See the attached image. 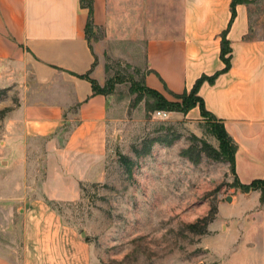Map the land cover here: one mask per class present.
I'll list each match as a JSON object with an SVG mask.
<instances>
[{"label": "crops", "instance_id": "obj_1", "mask_svg": "<svg viewBox=\"0 0 264 264\" xmlns=\"http://www.w3.org/2000/svg\"><path fill=\"white\" fill-rule=\"evenodd\" d=\"M88 1L94 26L106 33L102 44L144 43L143 82L167 99L224 67L220 34L230 20V0ZM255 5H236L226 34L230 67L198 89L206 110L236 143L234 171L242 184L264 177V18L261 32L244 38L252 31ZM87 18L88 8L79 0H0V89L21 90L19 103L2 118L3 145L22 165L29 139L46 138L45 176L22 207L19 264H91L90 244L49 204L76 200L80 183L104 178L109 98L92 92L91 81L100 84L104 76L95 64L98 47L85 34ZM75 106L77 120L58 145L54 134ZM188 112L200 116L198 107ZM228 196L210 225L219 224L224 234L235 228L237 242L232 250H218L220 256L210 247L214 262L264 264L260 191L234 188ZM222 204L237 206L240 213L220 217ZM0 264L14 263L0 251Z\"/></svg>", "mask_w": 264, "mask_h": 264}, {"label": "rangeland", "instance_id": "obj_2", "mask_svg": "<svg viewBox=\"0 0 264 264\" xmlns=\"http://www.w3.org/2000/svg\"><path fill=\"white\" fill-rule=\"evenodd\" d=\"M253 12L255 36L263 25V0L256 1ZM105 35L104 28L89 30V40L98 47L95 64L104 76L95 83L109 98L104 178L80 183L76 200L49 204L90 244L91 264H216L210 247L220 256L218 250H232L237 242L235 228L224 234L219 224L210 225L219 203L238 188L231 165L205 153L196 161L187 158L185 149L198 145L196 150L201 141L219 149L207 120L167 110L165 117L156 116L158 109L147 107L143 92L144 43L102 44ZM20 91L0 89V251L14 264L22 257V207L35 196L46 173V138L29 139L22 165L12 161L3 145L2 118L19 103ZM76 115L75 106L54 134L58 145ZM151 138L157 140L150 144ZM240 210L222 204L219 215H237ZM213 229L217 235H212Z\"/></svg>", "mask_w": 264, "mask_h": 264}, {"label": "trees", "instance_id": "obj_3", "mask_svg": "<svg viewBox=\"0 0 264 264\" xmlns=\"http://www.w3.org/2000/svg\"><path fill=\"white\" fill-rule=\"evenodd\" d=\"M80 4L83 7L88 8V18L85 24V34L86 37L89 39V30L92 28H97L94 26L92 21V6L91 2L88 0H79ZM257 0H230V20L226 29H224L220 34V59L224 63V67L220 70L212 74L211 76L201 75L193 84L192 88L189 91H184L182 93L176 94L170 92V94L175 98L179 99L180 101H174L167 99L164 95L160 92L147 87L144 84L143 92H146V97L148 98L147 107L152 109L158 110H167V111H176L186 114L190 109L194 107H198L199 113L202 118L207 120L209 130L215 136V138L219 142V149L212 148L209 146L205 141H201V145L195 150L193 147H197L198 145H194L193 147L190 145L187 149H185L184 154H186L187 158L191 161H196L200 158L201 153H205L207 156L214 160L219 161H228L231 165V169L235 176L234 171V153L236 151V143L227 133L224 128L223 123L220 119L216 118L211 112L206 110L204 106L203 99L198 95V89L202 82L207 81L208 83L212 84L214 79L217 77L218 74L224 72L229 69L230 67V60H231V47L229 44L228 39L226 38L227 30L230 27L234 17H235V7L239 3L248 4ZM251 29L248 34L244 36L245 39L251 38ZM91 88L93 93H103L101 88L95 83V81H91ZM217 123H220L218 125ZM155 138H151L150 144H152ZM149 149V147H148ZM147 149V150H148ZM190 151V152H188ZM235 181L238 189L241 191H249V190H259L260 191V202L264 201V177L261 179H255L251 181L249 184H242L240 183L236 176Z\"/></svg>", "mask_w": 264, "mask_h": 264}, {"label": "built area", "instance_id": "obj_4", "mask_svg": "<svg viewBox=\"0 0 264 264\" xmlns=\"http://www.w3.org/2000/svg\"><path fill=\"white\" fill-rule=\"evenodd\" d=\"M155 115L158 116V117H165L167 115V112L164 111V110H156L155 112Z\"/></svg>", "mask_w": 264, "mask_h": 264}, {"label": "water", "instance_id": "obj_5", "mask_svg": "<svg viewBox=\"0 0 264 264\" xmlns=\"http://www.w3.org/2000/svg\"><path fill=\"white\" fill-rule=\"evenodd\" d=\"M226 200H227V201H230V196H227V197H226Z\"/></svg>", "mask_w": 264, "mask_h": 264}]
</instances>
